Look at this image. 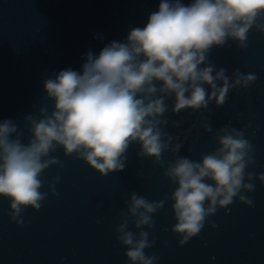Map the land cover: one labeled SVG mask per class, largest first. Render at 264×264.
Instances as JSON below:
<instances>
[{
  "label": "clouds",
  "instance_id": "clouds-1",
  "mask_svg": "<svg viewBox=\"0 0 264 264\" xmlns=\"http://www.w3.org/2000/svg\"><path fill=\"white\" fill-rule=\"evenodd\" d=\"M253 29L264 34V0H159L145 26L131 28L124 41L113 40L98 54L89 49L79 71L62 69L45 78L43 87L54 105L51 111L42 106L38 116L24 117L31 134L27 143L17 123L0 120V196L10 200V221L23 227L27 207L38 211L49 192L58 195L59 174L47 182L48 191L40 189L46 184L45 169L64 167L51 155L61 147L65 156L83 159L106 176L122 171L129 146L138 144L137 156L153 157L175 185L160 200L132 192L124 201L127 211H121L115 232L126 246L129 264H154L159 259L144 251L157 239L153 232L150 240L144 226L155 228L153 214L168 200L173 201L176 223L171 231L180 237L179 245L198 236L206 221L217 227L209 217L219 208L230 212L236 198L254 207L245 193L255 191L254 179L264 183V172L246 171L256 166L255 149L245 138L251 124L239 129L230 123L220 126L213 136L217 147L201 153L198 161L178 155L184 140L164 130L183 123L165 115L166 101L173 99V115L186 109L192 110L190 115L200 112L199 127L213 131L203 115L210 103L223 106L232 90L247 89L257 76L238 68L229 75L210 53L214 47L229 46V41L247 48ZM190 131L184 132L185 139ZM165 152L175 159L165 161ZM130 224L139 231L130 230Z\"/></svg>",
  "mask_w": 264,
  "mask_h": 264
},
{
  "label": "water",
  "instance_id": "water-1",
  "mask_svg": "<svg viewBox=\"0 0 264 264\" xmlns=\"http://www.w3.org/2000/svg\"><path fill=\"white\" fill-rule=\"evenodd\" d=\"M248 39L247 48L240 49L229 41V46L214 47L210 53V59L217 67L228 69L229 75L238 68L257 76L247 89L232 90L223 106L210 103V111L203 115L212 126L211 133L199 127L200 112L190 115L192 110L186 109L173 115V99L166 101L169 111L165 115L169 120L183 119L180 128L171 124L164 128L184 140L178 155L198 161L201 153L217 147L213 136L220 126L230 123L239 129L251 124L245 138L255 149L256 166L250 165L246 171L264 172V34L253 29ZM194 122L196 127H192ZM189 128L191 131L185 139L183 134ZM138 151V144L130 145L126 167L106 176L85 162L13 264H129L124 254L126 246L117 240L115 232L121 211H127L124 201L132 192L149 201L160 200L175 187L163 175L160 165L153 163V157H138ZM163 158L168 161L175 156L165 152ZM253 183L255 191L245 194L253 198L254 207L236 198L229 206L230 212L219 208L209 217L217 227L212 228L206 221L200 234L184 245L178 244L180 237L171 231L176 220L171 208L173 201L168 200L153 214L155 228L149 230L144 226V230L150 232V240L153 232L157 237L155 245L144 250L146 255L159 256L154 264H264V183L258 179ZM129 229L139 231L132 224Z\"/></svg>",
  "mask_w": 264,
  "mask_h": 264
}]
</instances>
